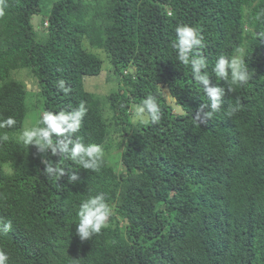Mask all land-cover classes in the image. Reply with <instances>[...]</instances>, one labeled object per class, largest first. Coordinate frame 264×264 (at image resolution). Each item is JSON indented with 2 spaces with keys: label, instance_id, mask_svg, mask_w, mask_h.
<instances>
[{
  "label": "trees",
  "instance_id": "trees-1",
  "mask_svg": "<svg viewBox=\"0 0 264 264\" xmlns=\"http://www.w3.org/2000/svg\"><path fill=\"white\" fill-rule=\"evenodd\" d=\"M0 9V118L16 119L0 130L10 136L0 142L7 264H264V0H0ZM178 24L201 29L213 84L228 87L212 71L217 58L243 49L250 79L226 90L211 119L199 111L210 104L203 87L172 48ZM104 71L110 89H90ZM148 95L162 109L158 125L133 120ZM81 101L76 136L101 145L104 163L93 172L64 161L80 178L57 181L42 161L59 157L16 138L38 106L71 111ZM99 192L112 208L108 226L81 241L79 204Z\"/></svg>",
  "mask_w": 264,
  "mask_h": 264
},
{
  "label": "clouds",
  "instance_id": "clouds-1",
  "mask_svg": "<svg viewBox=\"0 0 264 264\" xmlns=\"http://www.w3.org/2000/svg\"><path fill=\"white\" fill-rule=\"evenodd\" d=\"M0 15H3L2 9H0ZM259 35L264 37V32ZM204 47V36L199 27L188 24L176 26L175 39L172 41L176 59L181 65L190 67L192 78L203 87L204 94L210 104L201 105L199 111L205 119H211L214 114L220 111L226 90L227 93H231L234 87L246 85L250 79V72L243 59V49L237 48L231 58L221 54L212 69L215 77L227 84L228 87L213 84L207 71V59L200 51ZM56 87L65 95L71 91L63 79L56 82ZM205 108L210 110L204 111ZM239 110L240 102L237 100L235 104L229 105L225 114L231 118ZM87 111L83 101L71 111H45L36 126L23 130L16 138L22 146H35L37 152L41 154L50 150L53 156L59 157L55 163L47 159L42 161L45 165L44 175L57 181L67 175L70 183L78 181L79 174L69 170L66 172L62 166L64 161H71L75 165L93 172L101 170L104 163L103 147L94 143L85 144L80 137L76 136ZM132 111L134 122L139 121L143 124L158 125L163 115L160 105L152 95L144 98L141 104L134 105ZM15 124L16 119L13 116L0 118V130L12 129ZM9 140L8 132H0V142ZM77 215L79 223L76 225V234L81 241L90 240L108 226L112 208L107 202L105 194L99 192L80 202ZM0 228L7 233L12 229V222L0 223ZM8 260V253L0 249V264H7Z\"/></svg>",
  "mask_w": 264,
  "mask_h": 264
},
{
  "label": "rangeland",
  "instance_id": "rangeland-1",
  "mask_svg": "<svg viewBox=\"0 0 264 264\" xmlns=\"http://www.w3.org/2000/svg\"><path fill=\"white\" fill-rule=\"evenodd\" d=\"M33 18H34L33 20L37 21L39 19V16H34ZM106 68H108L107 64H105L104 69H106ZM105 72H107V71H104V73L102 75H100L99 77L90 76L88 78V82H91L89 85L90 89L97 91V92H101V93H104L110 89V86L106 81L107 75ZM28 88L31 89V91L34 93L32 96H30V98H31L30 100L33 103H39L41 105L42 101H41V96L39 95L38 87L35 84H33L32 82L28 81ZM164 93H165V96L167 97V99L169 100V102L173 103L175 105L174 99L170 96L169 91L166 88L164 89ZM175 112H177V113L181 112V109L177 105H175ZM42 113L43 112L41 111V109L38 106L36 109V114L34 115V119L32 120L31 117L28 118L27 123H26V129L32 128L34 125H36V120L40 119ZM120 157H121L120 153H117V152L110 156V162L116 168H119V166L121 167Z\"/></svg>",
  "mask_w": 264,
  "mask_h": 264
}]
</instances>
